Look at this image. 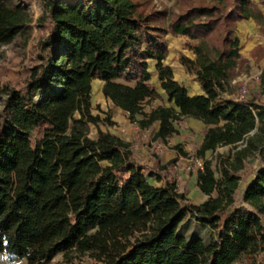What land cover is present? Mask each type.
I'll list each match as a JSON object with an SVG mask.
<instances>
[{
	"label": "trees",
	"instance_id": "16d2710c",
	"mask_svg": "<svg viewBox=\"0 0 264 264\" xmlns=\"http://www.w3.org/2000/svg\"><path fill=\"white\" fill-rule=\"evenodd\" d=\"M260 6L264 0H209L170 15L163 28L165 14L144 13L136 0H45L36 20L46 33L39 65L0 88V256L26 264L58 254L67 262L87 257L85 264H234L255 252L264 264V82L242 98L233 83L249 66L236 25L252 21L264 37ZM31 22L26 4L0 0V46L27 34ZM167 34L197 41L186 43L194 59L179 61L200 93L189 95L164 63ZM258 52L264 48L251 57ZM95 79L138 139L146 132L165 143L183 119L205 126L201 166L190 173L202 203H188L168 173L146 174L124 137H89L91 125H114L91 114ZM158 89L168 106L146 113ZM221 147L226 154L205 159ZM250 161L257 167L237 198ZM153 176L159 185L148 182ZM187 218L208 228L210 239L183 235Z\"/></svg>",
	"mask_w": 264,
	"mask_h": 264
},
{
	"label": "rangeland",
	"instance_id": "374dc122",
	"mask_svg": "<svg viewBox=\"0 0 264 264\" xmlns=\"http://www.w3.org/2000/svg\"><path fill=\"white\" fill-rule=\"evenodd\" d=\"M26 4L29 16L32 20L30 29L24 36L14 39L10 44L0 46V88L5 85L16 86L24 78L30 74V69L39 65L40 45L46 37L44 29L36 26V20L43 12L45 0H13ZM140 4V9L144 13L160 12L165 17L160 26L165 28L170 15L187 11L195 6L209 5V0H136ZM257 2L258 0H253ZM264 13V6H260ZM236 36L239 39V54L249 63L248 68L239 71L238 77L233 83H236L237 97L252 96L258 93L264 82V54L260 57V52L256 53L257 58L250 55L252 49L260 46L264 48V37L259 33V28L252 21H239L236 25ZM164 42L167 49V58L164 61L173 73L174 79L183 84L188 90L189 95L200 93V88L195 82L193 75L187 73L185 68L180 64V56L194 59V55L186 48V43L196 44L197 41H188L185 37L172 36L167 34L164 36ZM209 45V43H207ZM259 57V58H258ZM155 63L150 62L151 83L158 88L156 78ZM97 80L91 85V114L100 116L101 119L108 117L114 123L111 127H106L101 123L89 126V137L95 138L99 131L117 134L124 137L131 143L136 157L141 160L148 170H152L159 174L168 173L171 181L177 185L178 191L183 193L188 203L200 204L206 198L202 196L196 188V176H190L191 172L200 167L201 159L196 156V152L202 141V133L204 127L200 122L192 119H183L177 125L178 133L169 138L165 143L161 141H150L149 133H142L141 139H138L137 127L131 125L127 114L115 107L109 100H106L101 90L98 91ZM159 99L154 100L150 104L145 105L144 111L148 113L157 106H168L167 98L163 91L158 89ZM264 103V95L260 98ZM178 145L180 150L174 149ZM182 151L185 156L181 154ZM227 147L218 148L215 153L210 151L205 153V159H212L216 153L226 154ZM172 164H169L171 163ZM257 162H249L246 165V175L236 192L238 198L246 183L252 179L251 172L257 167ZM165 170H162L163 168ZM165 179L162 180L163 183ZM148 182L152 185H159L155 177L148 178ZM180 232L187 236L201 237L209 240L212 232L202 226L197 220L187 218L182 224ZM89 262L87 257L74 258L71 262H67L65 258L58 254L49 262L44 264H85ZM0 264H26L25 260L0 256ZM234 264H258L257 254L255 252L245 253L241 255Z\"/></svg>",
	"mask_w": 264,
	"mask_h": 264
},
{
	"label": "bare ground",
	"instance_id": "6f19581e",
	"mask_svg": "<svg viewBox=\"0 0 264 264\" xmlns=\"http://www.w3.org/2000/svg\"><path fill=\"white\" fill-rule=\"evenodd\" d=\"M94 81H95V80H94ZM96 83L98 84V91L101 90V87H102V81L97 80ZM91 92H92V90H91Z\"/></svg>",
	"mask_w": 264,
	"mask_h": 264
},
{
	"label": "crops",
	"instance_id": "0c3cea01",
	"mask_svg": "<svg viewBox=\"0 0 264 264\" xmlns=\"http://www.w3.org/2000/svg\"><path fill=\"white\" fill-rule=\"evenodd\" d=\"M193 95H194V94H193ZM194 121H195V120H194ZM197 122H198V121H197ZM157 127H158V124H155V125H154V128L156 129Z\"/></svg>",
	"mask_w": 264,
	"mask_h": 264
},
{
	"label": "built area",
	"instance_id": "2783aa9c",
	"mask_svg": "<svg viewBox=\"0 0 264 264\" xmlns=\"http://www.w3.org/2000/svg\"><path fill=\"white\" fill-rule=\"evenodd\" d=\"M201 166V165H200Z\"/></svg>",
	"mask_w": 264,
	"mask_h": 264
}]
</instances>
